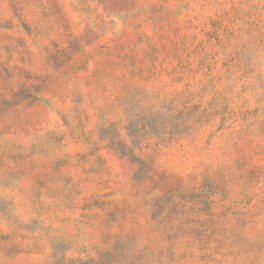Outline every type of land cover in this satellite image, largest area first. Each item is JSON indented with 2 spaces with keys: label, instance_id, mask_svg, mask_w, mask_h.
Wrapping results in <instances>:
<instances>
[{
  "label": "rangeland",
  "instance_id": "rangeland-1",
  "mask_svg": "<svg viewBox=\"0 0 264 264\" xmlns=\"http://www.w3.org/2000/svg\"><path fill=\"white\" fill-rule=\"evenodd\" d=\"M0 264H264V0H0Z\"/></svg>",
  "mask_w": 264,
  "mask_h": 264
}]
</instances>
